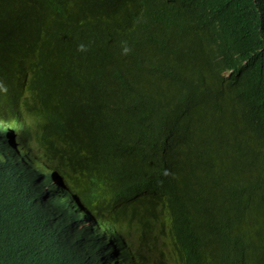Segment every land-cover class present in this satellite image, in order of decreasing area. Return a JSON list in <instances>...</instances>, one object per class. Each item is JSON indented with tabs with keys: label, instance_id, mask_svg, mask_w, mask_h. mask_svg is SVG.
Instances as JSON below:
<instances>
[{
	"label": "trees",
	"instance_id": "trees-1",
	"mask_svg": "<svg viewBox=\"0 0 264 264\" xmlns=\"http://www.w3.org/2000/svg\"><path fill=\"white\" fill-rule=\"evenodd\" d=\"M145 2L151 7L147 29L158 27L151 44L160 48L161 57L155 58L158 71L153 83L132 87L137 77L129 68L115 67L116 44L111 34L135 28L133 18L138 17L134 14H142L144 6L133 0H34L30 37L37 40L30 60L36 75L35 99L30 103L28 135L44 118L54 120L58 99L73 93L78 125L121 121L135 129L137 137L169 145V156H181L195 140L202 158L191 174L180 177L171 163L155 180L174 207L172 216L180 230L195 211L201 215L202 229H228V239L218 249L199 241L184 244L181 253L188 256L182 264H264V164L256 162L255 172L248 159H236L233 165L235 150L230 146L231 139L238 137L247 156L264 149V0H207L216 8L213 13L203 0ZM54 37L63 51L52 44ZM185 43L193 46L181 50ZM200 53L205 63L198 73L193 61ZM69 64H75V81L69 76ZM232 67L234 72L226 75ZM5 76L18 81L23 78L20 68L0 72V80ZM108 77L124 86L126 106L118 111L104 112L86 104L95 86ZM79 87L76 102L75 88ZM167 94L171 96L167 98ZM218 131L219 135L206 141L200 139ZM92 144L90 137L76 143L75 127L59 162L79 191L95 179L93 158L88 157ZM76 161L83 167L77 178ZM111 173L106 177L118 184L134 176L128 165ZM206 190L216 191L224 201L220 209L226 211L214 210L209 215L217 223L202 218L201 194ZM85 197L93 209H101L96 200L104 198L102 192H86ZM160 201L163 205V199ZM147 219L156 224L154 215Z\"/></svg>",
	"mask_w": 264,
	"mask_h": 264
},
{
	"label": "clouds",
	"instance_id": "clouds-1",
	"mask_svg": "<svg viewBox=\"0 0 264 264\" xmlns=\"http://www.w3.org/2000/svg\"><path fill=\"white\" fill-rule=\"evenodd\" d=\"M133 1L145 10L134 14L138 17L133 18L135 28L111 34L116 44L113 55L115 67L129 68L137 77L132 87H144L153 83L158 71L155 58L158 61L161 51L151 44L158 27L155 25L154 31L147 29L151 7L145 0ZM33 2L0 0V72L20 68L23 74L20 81L9 76L0 80V264H182L188 256L181 253L184 244L199 241L218 249L219 244L226 243L228 229H202L201 215L195 211L180 230L172 216L174 207L155 180L171 163L180 177L190 175L202 158L200 144L195 140L181 156H169V145L152 144L149 139L139 138L135 129L121 121L78 125L73 93L58 99L54 120L44 118L28 135L36 76L33 59L30 60L37 40L30 37ZM203 3L210 13L216 11L207 0ZM59 43L54 37L52 44ZM192 46L185 43L181 50ZM196 57L193 65L198 71L205 58L202 53ZM245 63L243 60L242 65ZM67 70L75 81V64H69ZM184 70L187 69L184 67ZM230 72H234V67L225 74ZM123 88L108 77L95 86L86 104L100 107L104 112L118 111L126 106L122 100ZM75 93L78 102L80 87L75 88ZM75 127L76 143L89 137L93 142L88 157L93 158L95 179L88 180L82 191L70 184L59 164L66 155ZM216 134L219 131L200 139L206 141ZM238 140L234 137L230 141L235 150L231 154L233 165L236 159H248L255 171L256 162L264 164V149L247 156L246 146L243 144L241 148ZM139 146L143 150L138 152ZM124 165L133 169V177L123 178L119 184L106 177L108 172L112 174L111 171ZM82 172V163L76 161V178ZM91 191L104 195L101 200L95 199L102 205L99 211L85 197ZM201 195L202 218L217 223L209 215L214 210L226 211L220 209L224 201L214 190H206ZM149 215L157 219L155 225L147 219Z\"/></svg>",
	"mask_w": 264,
	"mask_h": 264
},
{
	"label": "water",
	"instance_id": "water-1",
	"mask_svg": "<svg viewBox=\"0 0 264 264\" xmlns=\"http://www.w3.org/2000/svg\"><path fill=\"white\" fill-rule=\"evenodd\" d=\"M22 210H24V208ZM53 222H55V219H53Z\"/></svg>",
	"mask_w": 264,
	"mask_h": 264
},
{
	"label": "rangeland",
	"instance_id": "rangeland-1",
	"mask_svg": "<svg viewBox=\"0 0 264 264\" xmlns=\"http://www.w3.org/2000/svg\"><path fill=\"white\" fill-rule=\"evenodd\" d=\"M252 172H255L253 169L251 170Z\"/></svg>",
	"mask_w": 264,
	"mask_h": 264
}]
</instances>
